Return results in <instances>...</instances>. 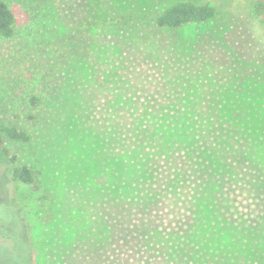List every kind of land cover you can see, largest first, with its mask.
Returning <instances> with one entry per match:
<instances>
[{"label":"rangeland","instance_id":"obj_1","mask_svg":"<svg viewBox=\"0 0 264 264\" xmlns=\"http://www.w3.org/2000/svg\"><path fill=\"white\" fill-rule=\"evenodd\" d=\"M179 1L12 0L50 33L36 64L61 96L37 125L0 107L33 133L12 150L40 180L17 186L0 165V264H264V21L255 0H190L219 16L159 29ZM135 12L149 20L93 27L86 53L63 56L81 21ZM146 126L156 139L141 141ZM149 163L178 172L187 196L161 213L142 187ZM192 197L197 243L175 223Z\"/></svg>","mask_w":264,"mask_h":264},{"label":"trees","instance_id":"obj_2","mask_svg":"<svg viewBox=\"0 0 264 264\" xmlns=\"http://www.w3.org/2000/svg\"><path fill=\"white\" fill-rule=\"evenodd\" d=\"M252 7L255 17L264 21V0H255ZM31 9L32 7L29 5L17 8L12 0H0V107L16 103L22 108L16 118H23L37 125V116L34 112L50 107L60 98L61 90L58 73L47 65L41 67L36 64L37 56L43 55L50 46V33L40 25L37 13L32 12ZM218 16L219 10L213 3L181 0L160 12L154 18V22L159 29L177 30L187 25L208 22ZM147 20H149V16L140 12L111 13L107 21L103 22L96 19L83 20L73 28L77 39L75 43H70L73 47L67 53L62 54L66 57L71 53H86L93 27L102 28L107 22L130 24L135 21ZM144 124L149 125L146 122ZM140 133L141 141L156 139L148 126L141 128ZM33 140V133L29 129L22 127L16 119L11 120L3 116L0 111V165L7 167L10 179L15 185L39 190L40 180L34 168L22 159L17 150H12V147L18 149L24 145L31 146L34 143ZM172 160L174 161V158ZM156 166L159 167L157 170L152 163L144 166L146 169H144L145 174L141 181L142 187L148 192L153 211L161 213L163 211L160 207L161 202L167 200L171 202L168 197L171 192L187 196L182 190L183 187L181 186V188L179 185L178 172L170 171L167 164ZM156 188L163 190L162 197L157 194ZM209 194H207V199H210ZM43 198L48 199V196L44 195ZM193 199L194 197L191 198L188 205V214L193 217L192 224L190 216L183 214L175 220V223L179 230L192 226V230H187L192 233V237L197 243L195 233L200 230L195 231L197 225L194 221L196 213L193 210ZM214 213L215 210H212V214L208 218H218L214 216Z\"/></svg>","mask_w":264,"mask_h":264}]
</instances>
